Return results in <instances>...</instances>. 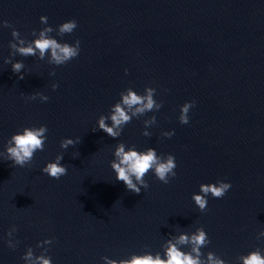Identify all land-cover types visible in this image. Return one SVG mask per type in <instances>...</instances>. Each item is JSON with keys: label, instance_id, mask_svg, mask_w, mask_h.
I'll return each mask as SVG.
<instances>
[{"label": "water", "instance_id": "obj_1", "mask_svg": "<svg viewBox=\"0 0 264 264\" xmlns=\"http://www.w3.org/2000/svg\"><path fill=\"white\" fill-rule=\"evenodd\" d=\"M70 19L78 27L58 36L57 26ZM4 20L25 40L51 26L58 42L78 39L80 52L61 66L49 63L50 53L10 55L11 43L22 45L0 26V153L24 127L48 129L30 164L0 157V264H25L29 247L52 264H106L105 256L134 253L166 259L169 240L191 251L177 239L197 227L210 239L201 248L205 261L209 251L226 264H241L257 248L264 254V236L257 239L264 231V0H0ZM5 58L24 63L23 80ZM146 87L163 101L159 111L133 117L115 139L99 129L122 91L144 94ZM36 92L48 101L27 99ZM186 101L195 106L181 124ZM153 116L155 123H145ZM167 131L174 134L161 135ZM65 138L79 143L62 149ZM120 143L125 151L174 155L176 176L164 184L149 171L147 189L128 191L111 168ZM58 154L67 174L56 180L41 169ZM220 180L232 187L219 199L209 194L201 212L193 193Z\"/></svg>", "mask_w": 264, "mask_h": 264}, {"label": "clouds", "instance_id": "obj_2", "mask_svg": "<svg viewBox=\"0 0 264 264\" xmlns=\"http://www.w3.org/2000/svg\"><path fill=\"white\" fill-rule=\"evenodd\" d=\"M40 22L47 25L48 18L46 16L40 17ZM0 26L6 28H12L11 35L14 39L19 40L18 46L16 43H11L10 47L15 51L10 55L19 54L20 56H36L39 53V58L43 59L46 54L50 53L49 63L56 66H61L76 58L80 52V41L77 39L74 44L67 42H58L50 34L54 31L51 26L43 27L37 35V32L33 30L31 35L34 37L32 40L19 39L20 33L13 28V26L7 21H0ZM78 27L75 19L67 20L57 26L55 29L58 36H64L65 34H71ZM5 64H11V70L14 74H18V79H24L25 65L22 61L12 62V59L5 58ZM127 69L125 72L127 73ZM50 75H55V70L50 72ZM59 85L52 84V89L55 90ZM126 93V94H125ZM156 89L153 87H146L144 94H138L132 88H127L120 93V100L111 106V114L109 117L101 116L98 120V127L103 132L107 133L112 138H117L122 134V126L130 123L132 118L138 114H144L145 112L160 110L163 101L157 103L154 99ZM39 97L41 102L48 101L49 97L40 93H32L27 96L28 100H35ZM195 106V101H186L180 106V114L178 120L181 124L189 123L188 113L191 108ZM131 113V114H129ZM111 120V126L105 121ZM156 116H153L150 121L145 123H155ZM48 129L46 125L39 127H24L22 131L17 132L11 136L5 145V152L0 153V157L4 158V161H11L14 166L24 167L30 164L34 153L36 151H43L44 144L47 139L46 133ZM144 136H149L147 132L142 133ZM174 134L173 131H167L161 133L164 137H171ZM79 143V138L73 140L71 138H65L61 140L60 147L67 149L69 145ZM115 160L111 162V168L115 172V178L117 181H122L126 189L137 195L140 194L141 188L147 189L149 187L148 182L144 179L149 171H152L155 177L164 184H168L170 178L176 176L175 157L172 154L166 156L157 155L154 148H147L143 151H138L135 146L130 147L125 151L124 143L118 144L115 149ZM63 155L58 154L54 161L48 162L41 171L46 173L53 179L59 180L61 176L67 174V167L61 165ZM134 178V179H133ZM232 187L230 182L223 180L216 183L201 184L199 186V193H193L192 200L195 205L198 206L201 212L207 208L209 194L213 198H222ZM16 231V227L13 226L7 232V236L11 237ZM264 236V231L259 233V237ZM44 244H52V239H45L42 241ZM10 248H15L16 244H13L11 240L7 241ZM41 242L37 243L40 246ZM179 244H191V251H182L172 242L167 241L168 247L164 251L166 259H161L160 253H145V254H133L130 258L126 259H109L107 256L103 257L106 264H226V261L214 252H207V260L201 258V248L206 247L210 243L208 234L203 227H197L193 233L186 234L181 233L177 239ZM22 259L25 264H52L50 256L34 255L33 249L29 247L24 253ZM241 264H264V254L257 248L254 251H250L246 255L239 257Z\"/></svg>", "mask_w": 264, "mask_h": 264}]
</instances>
